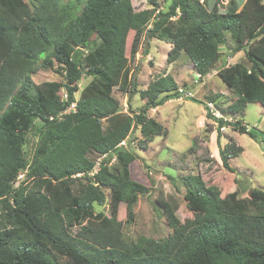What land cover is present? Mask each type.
<instances>
[{
	"label": "trees",
	"instance_id": "1",
	"mask_svg": "<svg viewBox=\"0 0 264 264\" xmlns=\"http://www.w3.org/2000/svg\"><path fill=\"white\" fill-rule=\"evenodd\" d=\"M149 1L153 9L137 12L132 0H0V264H264V194L251 191L242 208L200 175L184 178L191 221L174 219L164 240L141 236L129 243L124 237L120 207L126 206L131 222L138 196L150 192L132 178L130 166L139 155L124 143L139 127L141 149L166 137L168 129L148 112L181 97L167 73L138 89L130 61L142 34L171 45L168 64L186 54L202 79L216 68L230 33L236 52L247 48L252 67L237 63L218 70L237 97L223 113L243 115L249 104L264 106V0H247L240 10L232 3L225 13L200 0H171L165 12L157 0ZM93 34L101 44L82 51ZM55 63L65 84L36 87V65L51 69ZM84 76L91 81L77 99ZM117 82L129 101L139 95L144 102L139 113L122 111L114 97ZM62 88L66 100L57 94ZM72 105L76 111L66 113ZM205 109L218 123L219 147L226 126L257 140L248 125ZM34 120L43 124L30 161L24 145ZM243 152L235 141L220 148L223 167L234 172L229 160ZM114 156L118 173L108 167ZM24 172L33 185L15 188ZM106 190L109 215L95 209L107 202Z\"/></svg>",
	"mask_w": 264,
	"mask_h": 264
},
{
	"label": "rangeland",
	"instance_id": "2",
	"mask_svg": "<svg viewBox=\"0 0 264 264\" xmlns=\"http://www.w3.org/2000/svg\"><path fill=\"white\" fill-rule=\"evenodd\" d=\"M157 1L159 10L163 12L167 11L171 4V0ZM200 1L208 10L217 5L219 11L225 13L232 3H236L240 10L247 0ZM132 6L137 12L153 9L149 0H132ZM135 36L136 31L130 32L127 40L128 57H130ZM226 39V44L220 46L221 57L216 68L211 71L210 77L203 80L198 77L186 54L183 53L177 62L170 65L167 62L170 46L156 39L148 40L144 34L141 35L140 50L135 59L130 61L132 79L137 81L138 89L145 90L153 80L168 73L177 80L179 88L193 92V98L203 102L204 105L184 99L169 101L163 106L151 109L148 112L149 116L165 126L168 129V135L155 138L147 145V149H141L138 145L143 136L139 127L134 129L131 137L124 143L125 146L134 148L139 155V158L130 166L132 178L150 191L138 196L131 222H129L126 206L120 207L118 217L124 223V237L129 243L136 242L141 236L164 240L173 232L174 219H179L183 223L193 219L191 199L184 184V178L189 174L200 175L207 186L218 187L222 197L230 198L242 208L250 204L253 196L251 191L264 194V106L249 104L243 115H224L223 110H226L237 97L234 94L235 91L228 89L218 77V70L237 63L252 67L247 59V48L236 52L237 43L233 36L226 33ZM100 44V40L93 34L87 48L81 49L86 52L87 49ZM146 52H149V55H146ZM36 67L37 71L31 74L36 87L45 82L65 84L58 72L60 66L57 63L51 69L38 65ZM90 81L91 77L84 76L78 83L79 92L75 96L77 99ZM57 94L62 99H67L65 88L58 90ZM114 97L119 100L122 111L127 114L130 111L139 113L145 105L138 95L129 101V95L120 91L119 82L114 85ZM213 98H217L215 102L211 101ZM206 107L212 116L223 117L230 123L240 121L241 124L248 125V128L256 134L257 140L241 134L238 128L226 126L221 129L222 138L219 147L218 123L207 116ZM71 111L76 110L71 107L65 112ZM42 124L40 120H34L26 137L24 152L30 161L39 142ZM233 141L242 146L244 152L229 160L230 166L234 169V172H230L223 167L219 151ZM105 159V156L99 158L95 172ZM108 167L115 173L119 172L117 162L109 163ZM27 178L26 172L20 174L14 185L15 188H18L20 184L25 187L33 185ZM106 194L107 202L103 206L96 205L95 209L97 212H105L109 215L110 191L106 190Z\"/></svg>",
	"mask_w": 264,
	"mask_h": 264
},
{
	"label": "built area",
	"instance_id": "3",
	"mask_svg": "<svg viewBox=\"0 0 264 264\" xmlns=\"http://www.w3.org/2000/svg\"><path fill=\"white\" fill-rule=\"evenodd\" d=\"M178 91L181 94V97L178 100L190 99L193 97V93L189 90H184L183 88H179ZM72 107L75 108V105H72ZM116 161H117L116 158L112 160L113 163H115Z\"/></svg>",
	"mask_w": 264,
	"mask_h": 264
},
{
	"label": "clouds",
	"instance_id": "4",
	"mask_svg": "<svg viewBox=\"0 0 264 264\" xmlns=\"http://www.w3.org/2000/svg\"><path fill=\"white\" fill-rule=\"evenodd\" d=\"M169 53V52H168ZM168 57V56H167ZM200 75H198V77H199ZM193 98V97H192ZM192 98H190V99H192ZM174 100H178V99H174ZM184 100V99H183ZM179 101H182V100H179ZM221 118H223V117H221ZM226 120V119H225ZM114 158H116V160H117V157L116 156H114V157H111V159H110V163L111 164H114L113 162H112V160L114 159ZM117 162V161H116ZM115 162V163H116Z\"/></svg>",
	"mask_w": 264,
	"mask_h": 264
},
{
	"label": "crops",
	"instance_id": "5",
	"mask_svg": "<svg viewBox=\"0 0 264 264\" xmlns=\"http://www.w3.org/2000/svg\"><path fill=\"white\" fill-rule=\"evenodd\" d=\"M162 42V41H161ZM167 44V43H166ZM169 45V44H168ZM170 47H169V49H171V45H169ZM171 65V64H170ZM168 74V73H167ZM199 75V74H198ZM211 76V74H209V75H207L206 77H210ZM206 77H203L202 79L204 80V79H206ZM176 82H177V80H176ZM178 83V82H177ZM193 93V92H192ZM138 97H139V95H138ZM140 98V97H139ZM173 100H171L170 102H172ZM175 101V100H174Z\"/></svg>",
	"mask_w": 264,
	"mask_h": 264
},
{
	"label": "water",
	"instance_id": "6",
	"mask_svg": "<svg viewBox=\"0 0 264 264\" xmlns=\"http://www.w3.org/2000/svg\"><path fill=\"white\" fill-rule=\"evenodd\" d=\"M213 70H214V65H212V67L210 68L208 73L206 75H204L203 77H206L207 75L211 74V71H213ZM199 77H201V75Z\"/></svg>",
	"mask_w": 264,
	"mask_h": 264
}]
</instances>
